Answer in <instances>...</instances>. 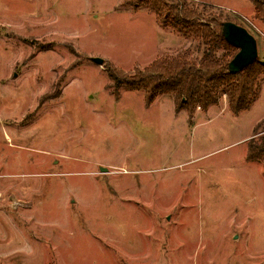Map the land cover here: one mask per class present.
<instances>
[{
  "label": "rangeland",
  "instance_id": "rangeland-1",
  "mask_svg": "<svg viewBox=\"0 0 264 264\" xmlns=\"http://www.w3.org/2000/svg\"><path fill=\"white\" fill-rule=\"evenodd\" d=\"M126 1L0 0V264H264V162L247 160L264 95L189 121L170 96L115 89L109 62L195 50ZM187 1L264 60L251 0Z\"/></svg>",
  "mask_w": 264,
  "mask_h": 264
},
{
  "label": "trees",
  "instance_id": "trees-1",
  "mask_svg": "<svg viewBox=\"0 0 264 264\" xmlns=\"http://www.w3.org/2000/svg\"><path fill=\"white\" fill-rule=\"evenodd\" d=\"M133 12L144 8L154 13L158 25L175 33L195 48L164 53L149 66L132 72L107 63L106 73L115 89L142 92L148 107L160 97L170 96L177 113L184 111L192 121L195 113H206L225 97L230 112L239 116L251 109L259 99L264 63L258 59L238 73L231 72L230 63L238 49L227 42L221 16L200 11L187 0H136ZM254 19L264 25V0H251ZM194 53L196 56H194ZM200 57H199V56ZM104 65V64H103ZM261 125L255 129L257 134ZM248 145L247 160L264 162V136L258 144Z\"/></svg>",
  "mask_w": 264,
  "mask_h": 264
},
{
  "label": "water",
  "instance_id": "water-1",
  "mask_svg": "<svg viewBox=\"0 0 264 264\" xmlns=\"http://www.w3.org/2000/svg\"><path fill=\"white\" fill-rule=\"evenodd\" d=\"M223 32L227 42L238 49L237 55L230 63L231 72L238 73L257 60V42L247 30L235 24H224ZM92 61L99 66L104 64L99 58H93ZM101 172H107V169L101 168Z\"/></svg>",
  "mask_w": 264,
  "mask_h": 264
},
{
  "label": "crops",
  "instance_id": "crops-1",
  "mask_svg": "<svg viewBox=\"0 0 264 264\" xmlns=\"http://www.w3.org/2000/svg\"><path fill=\"white\" fill-rule=\"evenodd\" d=\"M264 63V60L261 61ZM264 95V86H263V90L261 89V93H260V96H259V99L254 103V105L251 107L250 110L254 109L261 101L260 99L262 98V96ZM261 109L264 110V101L263 103L261 104ZM248 110V111H250ZM247 112V111H246ZM243 113H241L239 115V117L242 115ZM260 125H262L264 127V115L262 116L261 120H259L255 126H254V130H253V133L255 132V129H257ZM260 134L264 135V130L260 132Z\"/></svg>",
  "mask_w": 264,
  "mask_h": 264
}]
</instances>
